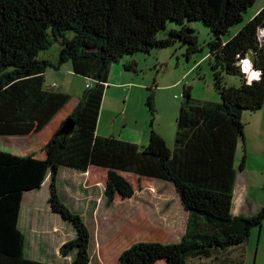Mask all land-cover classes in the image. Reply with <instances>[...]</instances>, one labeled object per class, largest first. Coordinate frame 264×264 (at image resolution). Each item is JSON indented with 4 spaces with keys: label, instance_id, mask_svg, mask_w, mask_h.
Masks as SVG:
<instances>
[{
    "label": "trees",
    "instance_id": "obj_1",
    "mask_svg": "<svg viewBox=\"0 0 264 264\" xmlns=\"http://www.w3.org/2000/svg\"><path fill=\"white\" fill-rule=\"evenodd\" d=\"M257 0H0V136L41 132L69 103L71 96L46 86L49 67L71 62L84 77L80 103L69 114L75 126L63 123L43 146L45 158L0 151V264H62L31 257L21 229L23 199L40 189L50 176V212L74 226L76 235L59 250L70 264H90L94 242L90 227L62 194L60 167L87 172L91 166L108 170V204L117 196L132 198L135 187L122 172L162 179L175 185L188 213L178 242L140 241L125 249L119 264H243L252 231L264 224V206L253 215H236L235 186L246 156L237 166L239 142L245 145V113L264 107V7L243 24ZM174 26L165 37H158ZM191 22L212 33L207 42L215 89L221 100L201 101L185 86L177 117L174 148L155 130L148 144L100 136L97 125L114 63L125 56L149 53L176 44L187 56L203 51ZM242 27L228 39L232 27ZM73 32L68 37L67 32ZM60 44L57 63L40 59L41 51ZM250 57L260 79L247 83L242 60ZM125 70L136 62H124ZM229 76L240 85H228ZM148 105L154 112V93ZM250 111V112H248ZM244 148V147H243ZM242 249L239 253L233 250ZM235 250V251H236Z\"/></svg>",
    "mask_w": 264,
    "mask_h": 264
},
{
    "label": "rangeland",
    "instance_id": "obj_2",
    "mask_svg": "<svg viewBox=\"0 0 264 264\" xmlns=\"http://www.w3.org/2000/svg\"><path fill=\"white\" fill-rule=\"evenodd\" d=\"M263 6L264 0H257L245 13L243 24L254 18L259 12L258 9ZM191 24L196 29L201 44L205 46L203 51L188 57L186 48L176 44L169 48H154L149 53L141 52L125 56L124 62L131 60V62L137 63L133 70H125L124 62L112 65L110 77L113 76V70L118 68L129 77L124 89L123 87L118 88V85L109 80V87L106 89L104 97L106 94L109 96L106 98V102L113 114L118 109L117 103L121 104L120 113L123 110L125 113L127 112L125 108L126 96L132 89L133 97L130 101L129 114L139 119V125L147 117L149 128L154 125L161 129L160 126L171 122L172 125L175 124L177 131V117L185 86L191 87L192 95L198 100L215 102L221 100V96L214 86L211 59L206 46L207 42L212 39V33L201 22H191ZM173 26L174 23H168V29L161 31L158 37H165L167 31ZM241 27L242 23L232 27L224 39L234 35ZM73 35V32H67L68 37H73ZM59 48L60 44L54 42L50 49L41 51L39 58L57 63ZM70 65L72 64L69 61L58 70L49 67L46 72V86L59 89L54 86L53 82L61 86L63 80L66 79L63 70H67L65 66ZM59 70H62L60 72L63 73L59 74ZM75 78L77 81L74 82L73 87L81 92L79 98L81 101L87 81L81 76ZM114 80L118 81L119 78L114 76ZM80 82H84L82 86ZM226 82L228 85H240V79L236 76H229ZM152 91L154 93V112H151L148 105V98ZM107 115L108 113L105 111L103 113L104 120ZM120 115L122 116V114ZM262 118H264V107L259 111L245 113L243 116L245 138L248 139L251 146L257 142L259 134L257 125ZM122 125L120 123L119 128ZM102 126L101 124L98 130L100 136H110L106 135L109 130L103 131ZM105 127H107L106 122ZM33 140L32 137L26 136H0V151L19 156L33 155L36 158L44 159V150L34 144ZM167 145L171 149L174 148L175 140L173 142L168 140ZM242 151L243 143L240 141L236 158L237 166L242 159ZM247 163V169L242 174L243 179H239L236 186H241V183L245 181L249 185L248 192L252 196V203L243 210V213L249 216L264 206V152L256 151ZM90 168L91 170L87 172H79L71 168L60 167L57 178L62 194L83 213L82 217L91 229L95 252L92 264H119L121 253L140 241L170 243L178 242L182 238L188 215L183 209L173 183L122 172L134 185L135 195L132 198L117 196L111 204H108L106 194L108 170L98 166ZM50 184L49 176L41 189L28 191L25 194L21 212V229L29 241L27 250L31 257L70 264L71 257H61L59 250L65 242L75 237L76 231L74 226L63 220L60 214L50 212ZM235 211L238 209L236 208ZM250 240L252 245L249 247L247 256L253 254L250 264H256V252L259 246L264 251V224L261 230L255 228L252 231ZM235 250L232 251L233 255L234 252L236 254L242 251V249ZM244 251L246 253L245 248Z\"/></svg>",
    "mask_w": 264,
    "mask_h": 264
},
{
    "label": "crops",
    "instance_id": "obj_3",
    "mask_svg": "<svg viewBox=\"0 0 264 264\" xmlns=\"http://www.w3.org/2000/svg\"><path fill=\"white\" fill-rule=\"evenodd\" d=\"M262 8L260 7L258 9V11H260ZM261 37H264V36H261ZM249 59L252 62V59L251 58H249ZM65 68L67 70H63V72L65 73L66 79L63 80L62 85L60 86L56 82H53L54 86L59 87V89L56 90V89H54V87H51L50 89H53L55 91H62L64 93L69 94L71 96L70 102L53 118V120L41 132L32 133V134L26 136V137H32L34 139L33 140L34 144H36L38 147H41L42 149H43V146L51 139L53 134L59 129V127L61 126L63 121L75 109V107L77 106V104L80 101L79 98L81 96V92L79 90H77L76 88L74 89V87H73L74 82L77 81L75 77H80V76H76L74 74L72 65L65 66ZM60 71H62V70H59V72ZM63 72H60L59 74H62ZM112 75L113 76L110 77L111 83L118 85V88L123 87V89H124V87L127 85L128 79H129L128 75L119 68L114 69L112 72ZM114 76L119 78V80L118 81L114 80ZM53 83H51V84H53ZM83 83L84 82H80L81 86ZM87 83H86V85H84L85 88L87 87ZM82 90H84V89L82 88ZM127 94H128L126 96V99H127L126 103L127 104L125 107L127 109V112L125 113V110H123L120 113L119 110L121 108V104H118L116 102L118 109H116L114 111V114L112 113V111H111L112 109H110L108 102H106V98L109 96L107 94L105 95L104 100L102 102V108H101L100 116H99V120H98L97 134H99L98 130H99L100 125L102 124L103 125L102 126L103 131L109 130L108 131L109 133L106 135L116 136L122 140L130 141L133 143H137L141 146H144V145L148 144L149 139H150V135H151V130L154 129L167 142H168V140H169V142H173L176 138V126H175V124L172 125L171 122L167 123L164 126H160L161 129H159V127L158 128L154 127V125H153V127L149 128V126L147 124L149 119L146 117V119L145 118L143 119V123L141 125H139V119L137 117H134V116L129 114L130 101L133 97L132 89H130ZM105 111L108 113V115L106 116V119L104 120L103 119V113ZM120 114H122V116ZM105 122L107 124V127H105ZM120 123L123 124L121 128H119ZM257 127H258L259 134H258V138L256 140L257 141L256 144L251 146V143H249L248 139L246 138V140H245V145L243 146L244 148H243V151L241 153V158H243V156H246V164H245L244 170L238 174V177H237L238 182H236L237 184L239 183V179H243L242 174L246 171L247 164H248L247 162L249 161L252 154L256 153V151L264 152V118H262L261 122L258 123ZM35 135H37V136L35 137ZM89 170H91V168H89ZM248 189H249V185L246 183V181L244 183H241V186H238V185L235 186V199H234L233 211L236 215H239V214L245 215L243 213L244 212L243 210L245 208H247L248 206H250V203H252V196L248 192ZM36 190H39V189H36ZM180 201H181V199H180ZM181 203H182V201H181ZM182 205H183V203H182ZM49 208H50V205H49ZM236 208L238 209V211H235ZM183 209H184V207H183ZM185 212L187 213L186 210H185ZM187 215H188V213H187ZM250 245H252V243H251V240L249 239V241L247 242L246 247H245L246 253H245V258H244L243 264H250V259L253 256V254H252V256H251V254L249 255V257L247 256ZM252 249H253V246H252ZM256 253H257L256 264H264V251L261 250L260 246H259L258 251ZM94 256H95V252H94ZM94 258L95 257H93V259ZM97 260H98V257H97ZM92 262L90 264H92Z\"/></svg>",
    "mask_w": 264,
    "mask_h": 264
},
{
    "label": "clouds",
    "instance_id": "obj_4",
    "mask_svg": "<svg viewBox=\"0 0 264 264\" xmlns=\"http://www.w3.org/2000/svg\"><path fill=\"white\" fill-rule=\"evenodd\" d=\"M257 32H258L259 35L264 36V29H259L258 28ZM249 58L250 57L244 59V61L242 60L241 63L243 65V71L245 72V74L247 73L246 74L247 75V83L249 85H251L253 80H257L258 81L260 79L261 73L254 69L253 62H251V60Z\"/></svg>",
    "mask_w": 264,
    "mask_h": 264
},
{
    "label": "water",
    "instance_id": "obj_5",
    "mask_svg": "<svg viewBox=\"0 0 264 264\" xmlns=\"http://www.w3.org/2000/svg\"><path fill=\"white\" fill-rule=\"evenodd\" d=\"M75 126L74 121L71 118H67L62 126L61 132L69 133ZM30 192V191H29Z\"/></svg>",
    "mask_w": 264,
    "mask_h": 264
},
{
    "label": "built area",
    "instance_id": "obj_6",
    "mask_svg": "<svg viewBox=\"0 0 264 264\" xmlns=\"http://www.w3.org/2000/svg\"><path fill=\"white\" fill-rule=\"evenodd\" d=\"M244 61V60H243ZM241 66H242V71H243V65H242V63H241ZM244 72V71H243ZM245 73V72H244ZM247 74V73H246ZM92 86V84L91 83H87V87H91Z\"/></svg>",
    "mask_w": 264,
    "mask_h": 264
}]
</instances>
